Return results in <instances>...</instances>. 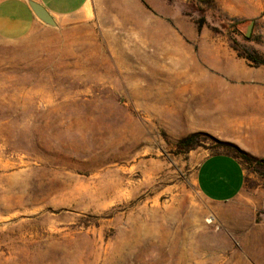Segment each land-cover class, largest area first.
<instances>
[{"label": "rangeland", "instance_id": "rangeland-1", "mask_svg": "<svg viewBox=\"0 0 264 264\" xmlns=\"http://www.w3.org/2000/svg\"><path fill=\"white\" fill-rule=\"evenodd\" d=\"M231 19L196 0H95L0 38V264H264V165L210 125L211 57L264 47ZM172 33L190 51L166 48ZM215 153L245 173L224 204L194 182Z\"/></svg>", "mask_w": 264, "mask_h": 264}, {"label": "crops", "instance_id": "crops-1", "mask_svg": "<svg viewBox=\"0 0 264 264\" xmlns=\"http://www.w3.org/2000/svg\"><path fill=\"white\" fill-rule=\"evenodd\" d=\"M26 1L0 0L1 39L21 40L43 26L34 17ZM31 1L43 7L55 23L61 19L86 18L95 3V0ZM196 1H210L229 18L252 23L254 34H260L264 41V0ZM186 36L189 40L197 39L194 33ZM189 47L185 37L178 33H172L166 45V48H176L183 54L190 51ZM254 49L264 58V47L256 44ZM210 60L215 72L210 85L224 89L215 112L210 116L211 132L251 157L264 159V65L252 66L228 49H221L220 56L215 55ZM175 61L182 64L181 68L188 70L189 59ZM165 103H169L168 99H165ZM194 182L203 199L213 204H224L239 196L244 187L245 173L236 158L215 153L202 157L198 162Z\"/></svg>", "mask_w": 264, "mask_h": 264}, {"label": "trees", "instance_id": "trees-1", "mask_svg": "<svg viewBox=\"0 0 264 264\" xmlns=\"http://www.w3.org/2000/svg\"><path fill=\"white\" fill-rule=\"evenodd\" d=\"M204 3H211L210 1H203ZM231 21L236 24V25H246L249 22L246 20H238V19H231ZM244 41L246 42H251L254 41V37L250 36V37H245L244 35H242ZM237 52V56L239 58H243L245 59L249 64H251L252 66H262L264 65V58L261 56V54H259L256 50L249 48V47H242L241 50H236ZM236 150L238 151V153L243 156L245 159H247L248 161L258 165V166H262L264 165V159H255L253 157H251L249 154H247L244 151H241L239 149L236 148Z\"/></svg>", "mask_w": 264, "mask_h": 264}, {"label": "water", "instance_id": "water-1", "mask_svg": "<svg viewBox=\"0 0 264 264\" xmlns=\"http://www.w3.org/2000/svg\"><path fill=\"white\" fill-rule=\"evenodd\" d=\"M26 3H27L28 8L30 9V11L34 15V17L43 26L50 27V28H56L57 27L53 18L46 12V10L43 7H41L39 4H37L31 0H27ZM251 28H252V23H250L247 26L245 37H249Z\"/></svg>", "mask_w": 264, "mask_h": 264}]
</instances>
